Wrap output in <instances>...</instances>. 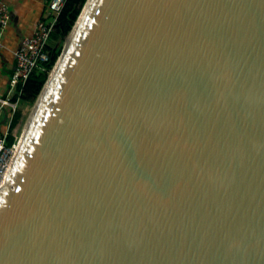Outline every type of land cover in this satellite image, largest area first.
Instances as JSON below:
<instances>
[{
  "label": "water",
  "instance_id": "water-1",
  "mask_svg": "<svg viewBox=\"0 0 264 264\" xmlns=\"http://www.w3.org/2000/svg\"><path fill=\"white\" fill-rule=\"evenodd\" d=\"M71 31L0 264H264V0H87Z\"/></svg>",
  "mask_w": 264,
  "mask_h": 264
},
{
  "label": "built area",
  "instance_id": "built-area-1",
  "mask_svg": "<svg viewBox=\"0 0 264 264\" xmlns=\"http://www.w3.org/2000/svg\"><path fill=\"white\" fill-rule=\"evenodd\" d=\"M65 0H51L48 7V19H40L34 28L33 34L26 37L20 47L15 51L16 70L12 76L11 85L18 88L33 73L41 61H47L49 56L46 46L52 40L56 17L63 8ZM10 24V8L6 0H0V51L4 48V33ZM2 104L11 107L13 111L18 109L20 102L10 99H1ZM8 130L0 131V187L9 170L12 158L15 154L20 136L15 141L7 144Z\"/></svg>",
  "mask_w": 264,
  "mask_h": 264
},
{
  "label": "crops",
  "instance_id": "crops-1",
  "mask_svg": "<svg viewBox=\"0 0 264 264\" xmlns=\"http://www.w3.org/2000/svg\"><path fill=\"white\" fill-rule=\"evenodd\" d=\"M6 1L10 8V24L4 33L5 46L0 51V131L8 130V119L12 111L11 107L2 104L1 99L11 100L18 90L11 85L16 70L15 51L26 37L33 34L40 19L49 20L48 7L51 0Z\"/></svg>",
  "mask_w": 264,
  "mask_h": 264
},
{
  "label": "trees",
  "instance_id": "trees-1",
  "mask_svg": "<svg viewBox=\"0 0 264 264\" xmlns=\"http://www.w3.org/2000/svg\"><path fill=\"white\" fill-rule=\"evenodd\" d=\"M86 1L87 0H65L62 10L56 17L54 32L52 34V39L55 38L57 44L55 46H46L45 50L49 56L48 60L41 61L28 79L24 83L18 85L17 94L11 98L12 101H22L31 105L35 103L48 79L50 71L62 52L61 43L63 39H65V36L71 32ZM8 120L7 144L11 145L18 135L15 130L22 124L24 114L21 110L16 109L9 115Z\"/></svg>",
  "mask_w": 264,
  "mask_h": 264
},
{
  "label": "rangeland",
  "instance_id": "rangeland-1",
  "mask_svg": "<svg viewBox=\"0 0 264 264\" xmlns=\"http://www.w3.org/2000/svg\"><path fill=\"white\" fill-rule=\"evenodd\" d=\"M56 44H57V41H56L55 38H53V40L51 42V45H54L55 46ZM64 44H65V39H63V42L61 43V49H63ZM32 106H33V104L31 105V104H27V103H24V102L20 101V104H19L18 109L23 112V114H24V120H23L22 124L15 130L16 133L18 134L17 136H21V134L23 132V129H24V126H25V123H26V121H27V119H28V117H29V115L31 113Z\"/></svg>",
  "mask_w": 264,
  "mask_h": 264
},
{
  "label": "bare ground",
  "instance_id": "bare-ground-1",
  "mask_svg": "<svg viewBox=\"0 0 264 264\" xmlns=\"http://www.w3.org/2000/svg\"><path fill=\"white\" fill-rule=\"evenodd\" d=\"M70 34H71V32H70ZM70 34L67 35L66 38H65V45H66V43H67V40H68ZM65 45H64V47H65ZM54 68H55V67H54ZM54 68L51 70V72H50V74H49L50 77H51V75H52V73H53V71H54ZM47 84H48V83H47ZM47 84H46V86H47ZM46 86H45V88H46ZM45 88H44V90H45ZM44 90L42 91V93H41V95H40L38 101H40V99H41V97H42V94H43Z\"/></svg>",
  "mask_w": 264,
  "mask_h": 264
}]
</instances>
